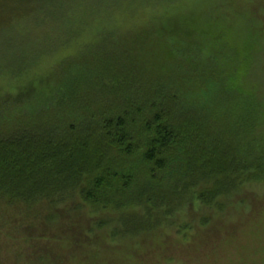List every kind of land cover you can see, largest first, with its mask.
Masks as SVG:
<instances>
[{
    "label": "rangeland",
    "instance_id": "374dc122",
    "mask_svg": "<svg viewBox=\"0 0 264 264\" xmlns=\"http://www.w3.org/2000/svg\"><path fill=\"white\" fill-rule=\"evenodd\" d=\"M27 2L0 0V134L66 133L114 116L122 95L99 75L113 66L133 75L134 99L163 88L209 107L219 77L193 79L212 65L259 107L264 139V0H51L30 12ZM163 197L152 213L171 214L141 236L123 234L122 219L153 205L95 211L76 198L78 220L36 221L30 233L1 224L0 264H264V182L236 190L202 225L199 207Z\"/></svg>",
    "mask_w": 264,
    "mask_h": 264
},
{
    "label": "trees",
    "instance_id": "16d2710c",
    "mask_svg": "<svg viewBox=\"0 0 264 264\" xmlns=\"http://www.w3.org/2000/svg\"><path fill=\"white\" fill-rule=\"evenodd\" d=\"M25 1L30 12L51 0ZM115 68L99 74L108 76L112 92L122 95L114 116L66 133L0 134V225L30 233L36 221L51 226L80 219L82 205L95 211L153 205L152 213L166 202L163 194L170 203L199 207L202 225L210 213L233 205L228 200L236 190L264 182V139L258 133L263 113L244 99L238 78L222 79L214 66L203 68L202 79H193L196 88L215 81V75L219 80L210 101L214 108L198 109L163 88L134 99L133 75ZM76 198L83 204H76ZM157 211L141 220L137 215L122 219L121 232L141 236L164 226L171 212ZM40 252L44 262L51 244Z\"/></svg>",
    "mask_w": 264,
    "mask_h": 264
}]
</instances>
